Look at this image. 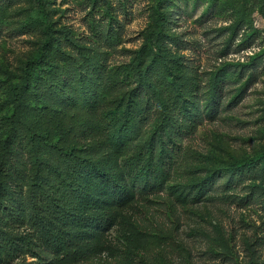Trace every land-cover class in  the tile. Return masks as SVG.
<instances>
[{
	"label": "trees",
	"instance_id": "16d2710c",
	"mask_svg": "<svg viewBox=\"0 0 264 264\" xmlns=\"http://www.w3.org/2000/svg\"><path fill=\"white\" fill-rule=\"evenodd\" d=\"M34 1L44 40L19 80L6 88L0 264L26 257L34 258L27 264H93L104 254L107 259L99 264H137L168 238L140 216L163 193L170 205L186 206L209 197L218 176H226V194L248 181V199L264 196V150L234 158L199 179L173 183L183 137L201 120L203 93L211 109L227 72L215 73L204 92L191 67L166 49L178 42L164 30L178 0H152L155 27L129 60L117 63L104 48L118 31L109 0H88L90 13L109 21L94 18L91 34L97 40L86 43L55 27L45 0ZM206 1L212 7L230 4ZM256 5L264 9L257 0H245L242 7L249 11ZM239 12L234 27L244 20ZM169 55L179 70H173ZM75 66L72 78L63 79ZM242 92L239 86L233 98Z\"/></svg>",
	"mask_w": 264,
	"mask_h": 264
},
{
	"label": "rangeland",
	"instance_id": "374dc122",
	"mask_svg": "<svg viewBox=\"0 0 264 264\" xmlns=\"http://www.w3.org/2000/svg\"><path fill=\"white\" fill-rule=\"evenodd\" d=\"M45 1L57 23L55 27L69 30L77 42L97 40L91 34L94 18L109 21L103 14L90 13L88 0ZM243 1L230 0L227 6L212 7L206 0H178L164 25L165 32L178 38L166 49L191 67L204 92L214 74L227 68L224 87L215 95L211 109L206 107L207 95L203 93L201 120L193 133L183 137L179 172L173 183L199 179L234 158L264 150V9L256 5L246 11ZM109 2L113 4V21L118 31L112 44L102 42L109 61L117 63L133 56L156 21L152 0ZM239 10L244 12V20L234 27ZM43 40L34 0H0V138L3 118L9 112L6 88L19 80L22 67L40 49ZM172 55L170 64L177 71L179 65ZM59 62L61 66L65 64L62 59ZM77 70V66L67 68L63 79L72 78ZM239 86L243 92L234 99ZM27 101H31L30 97ZM27 116L44 123L36 112L28 111ZM226 179L218 176L209 197L201 201L170 205L163 193L158 202L142 210L143 223L168 238L144 252L137 264H264V196L248 199L244 185L248 181L234 186L228 195L223 190ZM105 259L107 254L93 264ZM24 262H34V258L26 257L13 264Z\"/></svg>",
	"mask_w": 264,
	"mask_h": 264
}]
</instances>
